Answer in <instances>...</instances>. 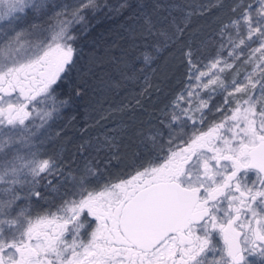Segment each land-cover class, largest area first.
Masks as SVG:
<instances>
[{
	"label": "snow or ice",
	"instance_id": "6c2138e0",
	"mask_svg": "<svg viewBox=\"0 0 264 264\" xmlns=\"http://www.w3.org/2000/svg\"><path fill=\"white\" fill-rule=\"evenodd\" d=\"M103 7L128 11L145 48L181 44L187 72L159 126L137 132L138 158L149 159L115 178L116 133L75 169L41 151L49 121L87 90L82 81L57 94L78 70L75 27L86 32L87 13ZM210 7L221 10L215 33L184 40ZM224 9L223 0H0V264H264V0ZM237 62L245 71L228 81ZM209 113L220 118L208 123Z\"/></svg>",
	"mask_w": 264,
	"mask_h": 264
},
{
	"label": "trees",
	"instance_id": "16d2710c",
	"mask_svg": "<svg viewBox=\"0 0 264 264\" xmlns=\"http://www.w3.org/2000/svg\"><path fill=\"white\" fill-rule=\"evenodd\" d=\"M57 4L72 5L74 0H54ZM101 5L115 6L119 0H98ZM134 2V0H130ZM176 3L195 7L214 5L217 0H175ZM234 0H223L225 11ZM248 2V0H245ZM221 15L218 7H210L203 15L191 17L190 25L184 34L189 40L193 33L197 39L210 37L217 28L216 17ZM47 16L40 23H45ZM88 30L78 34L76 47L80 50L77 69L74 70L57 89V94L64 98L78 83L87 81L85 94L76 99V103L65 108L56 118L49 121L44 138L42 153L56 159L64 167L75 169L89 155H97L96 147L105 135L118 134L119 152L112 159L109 171L112 177L127 175L135 167L145 163L149 157L138 148L137 132L147 131L159 126L163 113L174 98L184 89L187 72L179 58L181 44L161 45L159 52L145 48L144 42L132 39L130 27L133 21L130 13H109L103 7L96 13H87ZM136 47H133V44ZM145 51L150 52L153 61L150 66L143 63ZM227 56V53H224ZM128 67H125V63ZM135 71L133 70V66ZM143 68L141 72L139 69ZM236 71L243 73L244 67L237 62L234 70L223 75L231 81ZM127 77V78H126ZM147 77V83L145 82ZM119 87H114L115 83ZM217 96L215 103L222 102ZM218 114L209 113L208 123L219 119ZM208 123L203 127L207 130ZM189 134L191 129L189 128ZM107 149L98 154L104 160ZM43 191V188L40 189ZM44 205L40 201L33 205L39 209Z\"/></svg>",
	"mask_w": 264,
	"mask_h": 264
},
{
	"label": "flooded vegetation",
	"instance_id": "af4514ba",
	"mask_svg": "<svg viewBox=\"0 0 264 264\" xmlns=\"http://www.w3.org/2000/svg\"><path fill=\"white\" fill-rule=\"evenodd\" d=\"M249 179H255V174L254 173H249ZM217 240L219 242V245L222 247L223 246V241L219 240V237H217ZM251 259V258H250Z\"/></svg>",
	"mask_w": 264,
	"mask_h": 264
},
{
	"label": "rangeland",
	"instance_id": "374dc122",
	"mask_svg": "<svg viewBox=\"0 0 264 264\" xmlns=\"http://www.w3.org/2000/svg\"><path fill=\"white\" fill-rule=\"evenodd\" d=\"M39 121H37V123H38Z\"/></svg>",
	"mask_w": 264,
	"mask_h": 264
}]
</instances>
